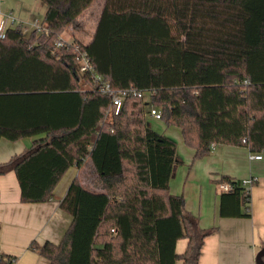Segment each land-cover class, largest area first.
I'll list each match as a JSON object with an SVG mask.
<instances>
[{
	"label": "trees",
	"instance_id": "16d2710c",
	"mask_svg": "<svg viewBox=\"0 0 264 264\" xmlns=\"http://www.w3.org/2000/svg\"><path fill=\"white\" fill-rule=\"evenodd\" d=\"M39 1L47 32L15 26L0 38V139L33 140L0 175L14 170L21 201L43 203L89 158L105 190L75 178L59 204L73 216L64 239L29 248L51 264H199L215 229L201 228L170 192L176 142L152 129L138 98L109 119L113 103L95 91L94 73L115 89L153 92L151 104L181 128L195 160L214 144L264 153V0H105L91 42L73 40L80 52L56 43L95 0ZM82 53L94 73H78ZM215 184L231 185L220 217H251L242 181Z\"/></svg>",
	"mask_w": 264,
	"mask_h": 264
},
{
	"label": "crops",
	"instance_id": "0c3cea01",
	"mask_svg": "<svg viewBox=\"0 0 264 264\" xmlns=\"http://www.w3.org/2000/svg\"><path fill=\"white\" fill-rule=\"evenodd\" d=\"M38 1L0 0V22L14 17L21 23H42L43 20L35 14L39 15L41 9L45 16L47 9H43ZM100 16L87 42L75 33L74 39L84 44L91 42ZM32 32L30 30L26 34ZM82 34L85 33L80 32ZM149 125L152 127L151 123ZM32 143V139H0V164H6L22 155L31 148ZM194 154L192 148L193 159ZM254 155H261L262 158L254 159ZM177 159L179 161V157ZM191 159L192 156L187 159V163ZM192 166L198 168L195 174L198 171L201 173L199 177L193 178L199 194L196 193L198 201L193 206H189L186 201V209L198 218L201 228L215 229L205 238L199 264H256V255L264 247V153H251L246 147L214 144L211 153L203 159L195 160ZM83 168L84 164L70 168L55 188L53 198L43 203L21 201V187L14 170L0 175V259L11 256L13 264H51L38 251L29 247L33 242L39 245H58L64 239L73 223V216L62 210L59 204L73 180L79 178L82 185L92 192L104 191H94L85 185L81 175ZM176 169L177 165L172 178L176 175ZM222 176L240 181L255 179L250 188V218L220 217V195L223 189L215 182ZM187 245L186 239L179 240L176 245L177 254H183ZM177 264L183 263L180 261Z\"/></svg>",
	"mask_w": 264,
	"mask_h": 264
},
{
	"label": "rangeland",
	"instance_id": "374dc122",
	"mask_svg": "<svg viewBox=\"0 0 264 264\" xmlns=\"http://www.w3.org/2000/svg\"><path fill=\"white\" fill-rule=\"evenodd\" d=\"M104 2L105 0H95L87 11H85L82 17L79 18L80 20L77 19L60 37L71 42L74 40L73 34L75 33L84 42H87L90 33L96 26V22L101 14ZM37 3H39L43 9H47V6L41 1H38ZM35 15L39 17L41 21L45 17L41 9H39V15H37V13ZM80 32H84L85 34L80 35ZM147 119L148 122L151 123L153 130L161 135L174 139L176 142L179 161L176 164V175L170 181V192L174 195L183 196L185 202L187 201L189 206H193L198 201L196 193L197 195L199 194V189L194 185L193 178L199 177L201 173L198 171V173L195 174L198 168L192 166L193 162H195L192 155V148L185 143L181 128L173 125H167L165 121H158L149 116ZM190 156H192V159L190 163H187V159L190 158ZM86 160L88 163H83L84 168L81 171L82 181H84L85 185L89 189L94 191L105 190L104 184L102 183L93 163L89 158ZM196 206L198 207V205Z\"/></svg>",
	"mask_w": 264,
	"mask_h": 264
},
{
	"label": "built area",
	"instance_id": "2783aa9c",
	"mask_svg": "<svg viewBox=\"0 0 264 264\" xmlns=\"http://www.w3.org/2000/svg\"><path fill=\"white\" fill-rule=\"evenodd\" d=\"M15 27V26H20L27 31H36L39 33H45L47 32V28L42 25L41 22L36 21L33 24H26V23H21L17 21L14 17H9L8 19H3L0 22V38L4 39L6 37V32L9 29V27ZM58 48H69L73 47L75 52H80L79 45L76 44L74 41H67L64 38L60 37L57 40L56 43ZM77 71L80 75H84L85 73H94V68L90 62V58L87 56V54L82 53L81 54V60L77 64ZM94 80H95V91L100 93L101 95L107 96L111 98L112 103H113V109L109 113V119H112L113 116H118L121 113V110L124 106V101L128 97H134L138 98L142 104L143 107L145 108V113L146 116L151 117L155 120L162 121V114L161 112L154 107L151 104L153 92L150 91H140L134 87H130L128 89H115L110 81H108L104 76L102 75H97L94 73ZM214 146V145H212ZM254 159H261V155H254ZM243 185L247 187L248 189L251 188V186L255 183V179H248L242 181ZM223 190H230L231 185H224L222 186Z\"/></svg>",
	"mask_w": 264,
	"mask_h": 264
},
{
	"label": "water",
	"instance_id": "95a60500",
	"mask_svg": "<svg viewBox=\"0 0 264 264\" xmlns=\"http://www.w3.org/2000/svg\"><path fill=\"white\" fill-rule=\"evenodd\" d=\"M256 264H264V247L256 255Z\"/></svg>",
	"mask_w": 264,
	"mask_h": 264
}]
</instances>
